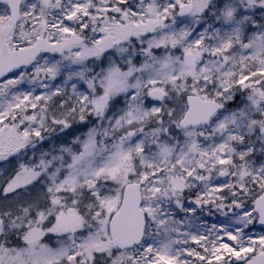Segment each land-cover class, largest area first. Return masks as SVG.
I'll list each match as a JSON object with an SVG mask.
<instances>
[{
  "label": "snow or ice",
  "instance_id": "snow-or-ice-1",
  "mask_svg": "<svg viewBox=\"0 0 264 264\" xmlns=\"http://www.w3.org/2000/svg\"><path fill=\"white\" fill-rule=\"evenodd\" d=\"M0 264H264V0H0Z\"/></svg>",
  "mask_w": 264,
  "mask_h": 264
}]
</instances>
